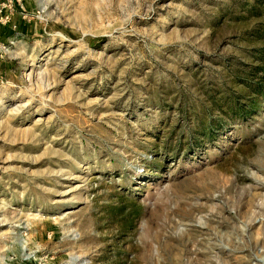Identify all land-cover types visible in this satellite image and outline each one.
<instances>
[{"label":"rangeland","instance_id":"1","mask_svg":"<svg viewBox=\"0 0 264 264\" xmlns=\"http://www.w3.org/2000/svg\"><path fill=\"white\" fill-rule=\"evenodd\" d=\"M14 21L0 264H264V0H22Z\"/></svg>","mask_w":264,"mask_h":264},{"label":"trees","instance_id":"2","mask_svg":"<svg viewBox=\"0 0 264 264\" xmlns=\"http://www.w3.org/2000/svg\"><path fill=\"white\" fill-rule=\"evenodd\" d=\"M255 94L256 95H259V96H262L264 97V84L261 82V83H258V86L255 88ZM251 101L249 102H245V103H238L236 105H232L231 108H230V111L233 112V114L237 115V120L239 122H242V121H246L247 120V116L249 115V113H251V111H256L258 109V107L260 106V101H259V98L257 96H255V98H251L250 99ZM213 132H215L213 130V121L211 119L208 120L207 122V125H206V133L205 135L209 138L210 136V139H212L213 137ZM166 144H168V142L165 143V146ZM170 147V146H169ZM181 145H178L177 147L173 148L171 147L169 150H175V151H178V150H181V152H190L191 148L193 147L192 144L189 146V142L187 143V146L183 147L181 149Z\"/></svg>","mask_w":264,"mask_h":264},{"label":"built area","instance_id":"3","mask_svg":"<svg viewBox=\"0 0 264 264\" xmlns=\"http://www.w3.org/2000/svg\"><path fill=\"white\" fill-rule=\"evenodd\" d=\"M21 4L22 0H0V27L5 25L13 26V14ZM9 43H12V41H9Z\"/></svg>","mask_w":264,"mask_h":264},{"label":"crops","instance_id":"4","mask_svg":"<svg viewBox=\"0 0 264 264\" xmlns=\"http://www.w3.org/2000/svg\"><path fill=\"white\" fill-rule=\"evenodd\" d=\"M26 1H28V0H26ZM15 17H16V11L14 12V14H13V17H12V22H15L14 20H15ZM3 27H5V26H2V27H0V31H1V29L3 28ZM11 25H7V31L6 32H8L9 31V29H12L13 30V28L11 27ZM5 35V31H3V33H1V36H0V38L2 39L3 38V36ZM8 35V34H7ZM9 36V35H8ZM7 36V37H8Z\"/></svg>","mask_w":264,"mask_h":264}]
</instances>
